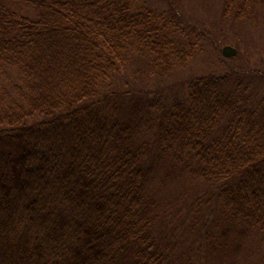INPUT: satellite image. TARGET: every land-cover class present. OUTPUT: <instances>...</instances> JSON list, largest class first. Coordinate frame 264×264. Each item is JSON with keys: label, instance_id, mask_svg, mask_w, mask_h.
Here are the masks:
<instances>
[{"label": "trees", "instance_id": "16d2710c", "mask_svg": "<svg viewBox=\"0 0 264 264\" xmlns=\"http://www.w3.org/2000/svg\"><path fill=\"white\" fill-rule=\"evenodd\" d=\"M233 2L223 4L236 19L256 7ZM255 2L264 29V0ZM167 28L128 0H0V73L17 80L0 108V264H178L155 236L149 152L193 166L222 214L264 248L258 71L192 77L179 99L158 92L149 129L115 114L126 49L171 71Z\"/></svg>", "mask_w": 264, "mask_h": 264}, {"label": "rangeland", "instance_id": "374dc122", "mask_svg": "<svg viewBox=\"0 0 264 264\" xmlns=\"http://www.w3.org/2000/svg\"><path fill=\"white\" fill-rule=\"evenodd\" d=\"M223 1L128 0L132 8L149 10L158 22L167 25L173 63L171 71L162 75L138 47L126 49L113 79L115 91L121 92L118 103L122 107H116L117 116L139 118L144 122L142 128H152L156 112L149 109L148 99L158 92L168 100L182 98L181 82L200 75L250 69L262 77L253 87L264 89V29L258 2L251 0L256 7L245 20L236 19L230 10L226 12ZM14 8L21 9L22 4ZM224 46L235 49V53L224 55ZM15 73L11 69L0 73V108L12 93L11 83H17ZM140 133L137 136L148 145L151 131ZM147 157L151 173L145 193L153 205L155 236L175 259L180 258L178 264H264L258 233L222 214L210 188L193 175V166L190 170V164L156 152H149ZM201 227L212 231L203 235ZM40 228L44 231L43 225Z\"/></svg>", "mask_w": 264, "mask_h": 264}, {"label": "water", "instance_id": "95a60500", "mask_svg": "<svg viewBox=\"0 0 264 264\" xmlns=\"http://www.w3.org/2000/svg\"><path fill=\"white\" fill-rule=\"evenodd\" d=\"M222 53L226 56H231L235 53V49L231 48L230 46H224L222 48Z\"/></svg>", "mask_w": 264, "mask_h": 264}]
</instances>
